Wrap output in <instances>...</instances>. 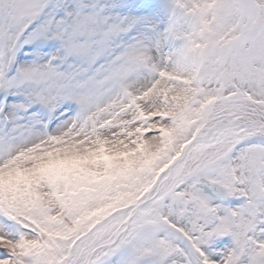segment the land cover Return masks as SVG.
<instances>
[{
	"label": "snow or ice",
	"instance_id": "snow-or-ice-1",
	"mask_svg": "<svg viewBox=\"0 0 264 264\" xmlns=\"http://www.w3.org/2000/svg\"><path fill=\"white\" fill-rule=\"evenodd\" d=\"M0 264H264V0H0Z\"/></svg>",
	"mask_w": 264,
	"mask_h": 264
}]
</instances>
